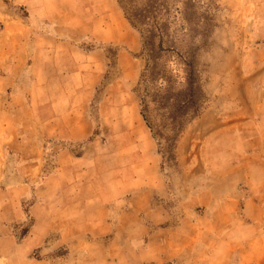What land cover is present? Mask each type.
<instances>
[{
	"label": "rangeland",
	"instance_id": "rangeland-1",
	"mask_svg": "<svg viewBox=\"0 0 264 264\" xmlns=\"http://www.w3.org/2000/svg\"><path fill=\"white\" fill-rule=\"evenodd\" d=\"M192 2L203 100L172 156L141 102L167 133L181 70L145 81L123 10L146 0H0V264H264V0ZM214 111L250 129L181 149Z\"/></svg>",
	"mask_w": 264,
	"mask_h": 264
},
{
	"label": "trees",
	"instance_id": "trees-1",
	"mask_svg": "<svg viewBox=\"0 0 264 264\" xmlns=\"http://www.w3.org/2000/svg\"><path fill=\"white\" fill-rule=\"evenodd\" d=\"M192 1L180 0L181 9L178 5H174L173 8L169 7L165 4V0H146L145 6L140 10L129 12L123 9L127 20L141 37L142 51L146 54L145 74L143 75L145 81L154 86L157 92L167 93L172 86L167 62L170 64L174 62L181 70L183 88L177 93V99L169 108L168 116L171 124L166 129L164 128L167 133L149 116L147 117L149 104L146 99H142L141 102L143 118L152 136L168 143L165 152L172 156L174 142L181 133L184 123L198 116L203 100L197 59L199 53L207 45L211 25L208 16L203 13L200 24L192 26V16L197 12ZM163 13L170 14L173 18L177 15L183 16L180 25L173 27L172 22H161L159 18ZM179 35L186 38L182 40L185 42L184 45L176 43ZM154 97V102L159 109H166V105L161 101L163 97L158 98V93Z\"/></svg>",
	"mask_w": 264,
	"mask_h": 264
},
{
	"label": "crops",
	"instance_id": "crops-1",
	"mask_svg": "<svg viewBox=\"0 0 264 264\" xmlns=\"http://www.w3.org/2000/svg\"><path fill=\"white\" fill-rule=\"evenodd\" d=\"M240 116L243 115L239 114V117ZM190 128L191 131H189V133L186 135V139L183 141V143H181V149L185 148V145H187V141L194 135L196 136V138H200L205 136L209 137L212 134L218 135L221 133H225V131H228L229 129L231 130L232 128H235L236 131H244L245 129H250L249 125L245 126V123H239L237 121L231 124L223 123L222 119L219 118V114L217 113V111L205 113V115L199 120L194 121Z\"/></svg>",
	"mask_w": 264,
	"mask_h": 264
},
{
	"label": "bare ground",
	"instance_id": "bare-ground-1",
	"mask_svg": "<svg viewBox=\"0 0 264 264\" xmlns=\"http://www.w3.org/2000/svg\"><path fill=\"white\" fill-rule=\"evenodd\" d=\"M132 117V116H131Z\"/></svg>",
	"mask_w": 264,
	"mask_h": 264
}]
</instances>
